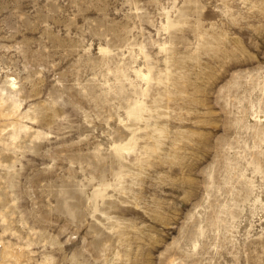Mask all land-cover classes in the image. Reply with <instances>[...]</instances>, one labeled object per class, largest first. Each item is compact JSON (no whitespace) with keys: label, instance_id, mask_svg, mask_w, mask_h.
<instances>
[{"label":"rangeland","instance_id":"obj_1","mask_svg":"<svg viewBox=\"0 0 264 264\" xmlns=\"http://www.w3.org/2000/svg\"><path fill=\"white\" fill-rule=\"evenodd\" d=\"M0 264H264V0H0Z\"/></svg>","mask_w":264,"mask_h":264}]
</instances>
